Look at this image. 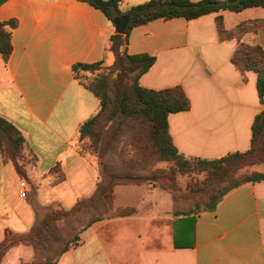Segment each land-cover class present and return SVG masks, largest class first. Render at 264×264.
Here are the masks:
<instances>
[{"label":"crops","instance_id":"0c3cea01","mask_svg":"<svg viewBox=\"0 0 264 264\" xmlns=\"http://www.w3.org/2000/svg\"><path fill=\"white\" fill-rule=\"evenodd\" d=\"M148 1L121 0L119 9ZM219 14L231 29L264 18V9L156 19L127 36L129 55L155 58L139 85L179 87L189 101L187 111L167 117L171 143L186 158L247 150L253 118L263 110L256 75L240 73L230 62L237 42L218 38ZM8 20L16 26L11 53L5 62L0 59V117L19 130L33 162L23 179L0 154V241L4 230L26 233L50 209L68 210L107 185L96 161L76 150L77 129L97 111L98 100L73 78L71 66L105 62L114 32L99 9L81 0H0V22ZM240 41L264 51V30ZM21 181L24 198L18 197ZM147 186L144 195L150 196L154 190ZM112 196L114 208L135 211L92 223L55 264H264V181L242 185L212 211L188 219L172 215V204L169 217L143 216L134 206H115L114 191ZM32 258V250L19 245L0 264H36Z\"/></svg>","mask_w":264,"mask_h":264},{"label":"trees","instance_id":"16d2710c","mask_svg":"<svg viewBox=\"0 0 264 264\" xmlns=\"http://www.w3.org/2000/svg\"><path fill=\"white\" fill-rule=\"evenodd\" d=\"M81 1L99 9L113 27L115 18L127 19L124 32L118 34L114 29L106 47L114 68L100 69L103 62L71 66L73 78L98 100L97 111L77 129L76 150L82 156L95 157L107 185L89 198L77 201L68 210L50 209L26 233L4 230L0 262L11 247L21 245L32 250L33 263L55 264L63 252L76 245L81 231L92 223L132 214L135 210L131 207H113L112 187L116 184H143L166 190L170 194L172 215L188 219L195 213L212 211L230 191L264 181V172L254 169L264 165V51L256 44L240 41L247 33L264 30V18L244 20L225 29L222 16L215 17L218 38L237 42L231 64L240 73L251 71L256 75L255 87L263 110L253 118L247 150L214 159L186 158L177 152L168 134L167 117L187 111L188 99L179 87L142 88L139 78L148 71L155 58L149 54L129 55L126 51L127 36L134 27L156 19L192 20L210 13L264 9V0H149L126 11L119 9L121 0ZM15 26V20L0 22V59L3 62L11 53L10 37ZM0 154L3 160L12 163L21 178L26 179L24 168L33 162V158L24 153V139L19 130L1 117ZM157 163H166L172 174L189 178L185 193L164 184V172L155 168ZM195 175H201V178ZM178 202L182 205L176 208ZM99 208H104L107 213H98ZM88 210L92 216L86 219L77 234L60 243L57 223L71 222Z\"/></svg>","mask_w":264,"mask_h":264},{"label":"rangeland","instance_id":"374dc122","mask_svg":"<svg viewBox=\"0 0 264 264\" xmlns=\"http://www.w3.org/2000/svg\"><path fill=\"white\" fill-rule=\"evenodd\" d=\"M108 56H111L108 54ZM115 65L111 57H107L105 62L101 65L100 69L114 68ZM90 158L95 159L91 156ZM155 168L163 171V179H165L164 184L172 185L180 193H185L187 190L186 182L188 181L187 176L172 174L169 171V166L166 163H157ZM254 169L264 172V165L255 166ZM160 177V178H162ZM194 177V176H193ZM196 178H201V175H195ZM124 186V187H123ZM126 186V187H125ZM150 186V185H149ZM148 186L143 184H116L112 188L115 193V206L129 205L137 208L140 214L152 215L155 216V213L158 216L169 217V211L171 207L170 194L159 187H152L154 192L150 196L144 195V191ZM141 191H143V196H141ZM182 204L178 202L176 208L180 207ZM107 213L104 208H99L98 213ZM91 211L80 213L73 221L71 222H59L57 226L60 228V243L65 241V238H71L77 234V230L85 223L86 219L90 218Z\"/></svg>","mask_w":264,"mask_h":264},{"label":"water","instance_id":"95a60500","mask_svg":"<svg viewBox=\"0 0 264 264\" xmlns=\"http://www.w3.org/2000/svg\"><path fill=\"white\" fill-rule=\"evenodd\" d=\"M113 22L116 33L122 34L127 24V19L125 17H117L113 20Z\"/></svg>","mask_w":264,"mask_h":264},{"label":"built area","instance_id":"2783aa9c","mask_svg":"<svg viewBox=\"0 0 264 264\" xmlns=\"http://www.w3.org/2000/svg\"><path fill=\"white\" fill-rule=\"evenodd\" d=\"M25 182L21 181L19 183V191H18V197L19 198H24L25 197Z\"/></svg>","mask_w":264,"mask_h":264}]
</instances>
